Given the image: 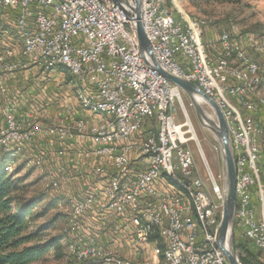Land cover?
Segmentation results:
<instances>
[{
	"label": "built area",
	"instance_id": "obj_1",
	"mask_svg": "<svg viewBox=\"0 0 264 264\" xmlns=\"http://www.w3.org/2000/svg\"><path fill=\"white\" fill-rule=\"evenodd\" d=\"M169 4L174 5V1L142 0L145 32L161 67L198 85L222 110L237 171L236 226L257 250L264 252V162L257 154V142H264V126L259 122L264 104L251 101V88L236 82L225 69L223 46H232L237 60H243L242 48L230 33L224 32L217 40L220 61L208 60L207 52L201 51L203 69L194 68L193 32H188ZM133 6V0H124L121 5L112 0H0V15L19 25L33 44V51L25 52L0 33V82L5 76L22 72L23 65H44V72L45 61L77 66L80 80L87 81L93 95L107 103L114 121V130L102 126L101 130H92L83 121L44 127L33 113L24 122L18 121L8 105L0 115V147L28 145L40 135H53L62 143L80 137L93 145L90 157L114 167L115 173L110 176L101 166L93 168L94 177L107 178L106 186L77 198L80 208L73 214L79 233H72L77 243L74 259L131 264L112 249L111 256H104L96 236L85 234L80 221L89 213L102 219L125 217L138 247L143 248L151 243L149 233L139 230V211H146L153 222L163 225L171 249L169 264H228L222 251L219 257H211V244H217L223 213L224 187L212 173L209 187L195 175L189 145L193 128L189 121L180 124L177 119L182 93L146 64L135 22L130 18ZM199 28L202 30V26ZM8 58H16V65H8ZM149 124H161V149L167 152L168 172L199 193L210 236L199 233L187 200H181L155 179L149 129L145 131ZM123 162H130L129 171H122Z\"/></svg>",
	"mask_w": 264,
	"mask_h": 264
},
{
	"label": "crops",
	"instance_id": "obj_2",
	"mask_svg": "<svg viewBox=\"0 0 264 264\" xmlns=\"http://www.w3.org/2000/svg\"><path fill=\"white\" fill-rule=\"evenodd\" d=\"M181 19L186 21L183 14ZM20 42L23 48L21 39ZM200 48V51H206L203 44ZM219 58L213 59L208 56V60ZM12 59L16 60V58ZM45 71L44 67H32L28 71L23 70L2 79L0 86H3L4 98L1 104L12 106L18 121L24 122L28 119V114L33 113L36 120L44 127L83 121L89 127L92 126V130H101V126L109 130L108 124L113 121L111 117L93 112L81 103L79 95L80 90L84 88L73 81L65 70L45 68ZM85 89L91 91V86L88 85ZM0 125L2 126V118ZM92 148L93 145L89 140L80 137L62 143L53 135H40L28 145L17 144L10 146L9 150L0 149V153H3L0 154V163L10 170L12 165L19 169L22 166L36 171L39 169L44 172L45 180L50 182L49 185L56 186L57 178L60 182L59 189L63 190L61 200L65 199L70 203L71 216L72 200H78L77 198L87 193H97L107 184V178L92 175L93 168L101 166L108 171L109 176L115 173L110 163H102L90 157ZM123 166L125 171L130 170V162H125ZM137 168L138 165H134V169ZM163 186L169 189L167 183ZM80 224L85 234L96 236L100 247L105 250L112 249L117 257L128 263H163L162 254L165 250L163 239L155 237L150 245L138 247L130 221L125 217L108 216L102 219L96 213H89L82 218ZM262 253L264 256V252Z\"/></svg>",
	"mask_w": 264,
	"mask_h": 264
},
{
	"label": "rangeland",
	"instance_id": "obj_3",
	"mask_svg": "<svg viewBox=\"0 0 264 264\" xmlns=\"http://www.w3.org/2000/svg\"><path fill=\"white\" fill-rule=\"evenodd\" d=\"M176 2L174 5L169 4L168 8L177 14L175 16L179 20H182L181 15L183 14L186 21H198L199 23L203 21L205 23L201 24L199 42L200 47L203 44L210 58L220 57L217 40L224 32L230 33L232 38L246 49L248 55L261 64L264 74V0H177ZM11 34L9 32L8 35ZM11 37L16 40L13 42L17 43V47L22 49L18 35L14 33ZM202 41L204 43H201ZM234 64L240 67V64L235 61ZM2 87L0 86V115L3 108H8L1 104V100L4 98ZM181 93L183 105H177V119L180 124L189 121L193 128V139L189 145L194 155L195 175L209 187V173H212L218 183L225 187L226 166L220 137L214 130L202 124L191 99L185 93ZM199 103L208 115L216 120L212 108L204 101L199 100ZM263 111L264 109L262 113ZM259 121L264 126V117L259 116ZM156 128L157 124H149L145 131ZM263 149L264 145L262 151ZM261 162H264L263 153ZM6 168L4 166V171L14 180L20 182L17 185L18 190L15 197L21 200H18L19 202L34 207L29 219L30 229L27 235H32L35 244H45L51 239L59 241L57 249H51L42 259L33 264H80L73 258L70 251L71 246H77V243L72 236L64 233L72 215L70 216V203L65 199L61 200L63 190L49 185L50 182L45 180L44 172L39 169L36 171L24 166L19 169L14 168V165H12L11 171ZM238 241L246 242V237L242 230H237L235 227L234 250L240 259L241 252L237 250Z\"/></svg>",
	"mask_w": 264,
	"mask_h": 264
},
{
	"label": "bare ground",
	"instance_id": "obj_4",
	"mask_svg": "<svg viewBox=\"0 0 264 264\" xmlns=\"http://www.w3.org/2000/svg\"><path fill=\"white\" fill-rule=\"evenodd\" d=\"M176 2L177 0H173ZM178 4V2H176ZM176 7V6H175ZM177 13V12H176ZM174 15H177L174 13ZM177 17V16H176ZM201 24H205L203 21L199 23L198 21H185L183 20V25L188 27V32H193V45L191 48V61L195 69H203L202 54L200 51L199 42V31ZM16 33L23 43V50L25 52L33 51V44L26 38V36L21 32V27L19 25H14V23L5 19L4 15H0V33L6 39L12 41L11 35ZM12 31L11 35H8ZM18 39V38H17ZM15 41V40H14ZM240 48H242L243 60H237V56L233 53L232 46H223V54L225 61V69L227 73H232V77L236 82L242 83L247 88H251V101L257 102V104H264V74L262 73V66L257 61H254L249 55L246 49L239 43ZM20 46V44H19ZM210 61H220L219 59ZM234 61L240 64L237 67ZM8 65H16V60H8ZM254 65L256 67L254 68ZM32 67H44L40 64L23 65V70L28 71ZM45 68L48 70L62 69L75 81L78 85L84 88L80 90L79 95L81 103L93 112L99 113L104 116H110L108 105L106 102L99 101L96 96L93 95L92 91L85 89L88 87V83L85 80H80L79 71L77 66L66 65L61 62L45 61ZM77 85V86H78ZM88 90V91H87ZM197 102L202 101L200 97H197ZM1 126V125H0ZM109 130H114V121L108 124ZM157 131L151 130L148 133L149 149L152 158H155L154 164V174L155 179L158 183L169 185V189L175 196L180 197L181 200H187L188 207L191 213V218L197 223V229L203 236H210V227L208 223L205 222L206 212L203 211V204L201 197L197 190L193 187L187 186L182 183L181 180L176 178L175 174L169 173L167 169L168 157L166 150L161 149L164 145V137L162 132L161 124H157ZM264 142H257V154L260 156ZM12 146V145H11ZM0 149L9 150V147ZM261 161V160H260ZM125 162L122 163V171H125L123 166ZM8 171H11L7 168ZM73 206V212L79 211L80 200H75L71 202ZM72 212L71 218H69L67 227L64 231L66 235L72 236V233H79V226L77 223L76 215ZM139 230L141 233H149V241L152 237L158 236L165 242V250L163 252V264H169V259L171 256V249L167 246L166 234L161 222H153L150 213L146 211H139ZM72 255L77 254V246L73 245L70 249ZM221 250L217 244H211V257H219ZM104 256H111V250L104 249ZM78 263L92 262V258L85 257H75ZM98 262L100 264H105L101 260H93L92 263Z\"/></svg>",
	"mask_w": 264,
	"mask_h": 264
},
{
	"label": "water",
	"instance_id": "obj_5",
	"mask_svg": "<svg viewBox=\"0 0 264 264\" xmlns=\"http://www.w3.org/2000/svg\"><path fill=\"white\" fill-rule=\"evenodd\" d=\"M112 1L118 5L124 3V0ZM133 3L134 6L131 8V10L134 15H131L130 18L135 22L139 49L146 64L173 85H175L181 92L185 93L191 99L202 124L205 127L214 130V132L220 137L226 166V174L224 187L225 198L222 219L217 230V245L225 255L228 264H242L234 250V229L236 227L237 210V171L230 144V132L226 119L217 103L211 97L206 95L198 85L184 77L169 73L161 67L159 61L154 55L151 42L145 32L141 20L142 0H133ZM197 97H200L202 101L207 103L212 108L216 120H213L200 105V103L197 102Z\"/></svg>",
	"mask_w": 264,
	"mask_h": 264
},
{
	"label": "trees",
	"instance_id": "obj_6",
	"mask_svg": "<svg viewBox=\"0 0 264 264\" xmlns=\"http://www.w3.org/2000/svg\"><path fill=\"white\" fill-rule=\"evenodd\" d=\"M260 117H264V111ZM151 130L154 129H150L149 132ZM262 153L264 155V149L261 151L260 160ZM3 168L4 164L0 163V264H33L42 259L51 249H57L59 241L51 239L45 244H35L32 235H27L30 229L29 219L34 207L19 202L21 200L15 197L17 185L20 182L9 176ZM236 229L239 228L236 226ZM155 237H152L150 241ZM237 250L241 252L242 264H264L263 253L257 250L248 238L246 242L238 243Z\"/></svg>",
	"mask_w": 264,
	"mask_h": 264
}]
</instances>
